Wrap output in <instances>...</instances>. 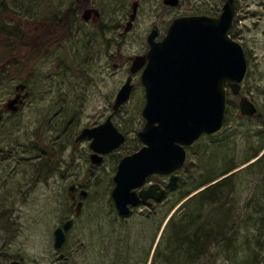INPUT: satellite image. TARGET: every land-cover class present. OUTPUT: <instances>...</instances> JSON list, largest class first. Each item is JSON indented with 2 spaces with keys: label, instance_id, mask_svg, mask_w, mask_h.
<instances>
[{
  "label": "rangeland",
  "instance_id": "1",
  "mask_svg": "<svg viewBox=\"0 0 264 264\" xmlns=\"http://www.w3.org/2000/svg\"><path fill=\"white\" fill-rule=\"evenodd\" d=\"M77 1L0 0L7 18L4 26L14 33L26 24L40 27L49 21L48 13L63 14L65 21L66 13L76 16ZM97 1L104 21L114 17L116 24H124L132 3L139 1L133 29L120 37L119 44L105 42L99 49L84 45L93 28L74 21L71 40L58 44L49 56L41 51L40 61L26 66L31 74L28 103L15 113H4L0 128V264H176L170 260L165 222L186 212L181 196L209 177L216 178L210 185L227 181L217 191L224 204L222 214L228 216L224 218L227 228L219 245L210 249L213 258L209 255L201 264H264V159L245 163L251 155L264 153V0L237 3L232 35L244 47L249 73L239 96L229 92L225 130L212 138L203 136L188 148V169L180 172L175 192L152 208H134L129 217L118 214L111 193L120 160L143 146L137 135L145 124L140 73L134 78L130 101L117 113L112 109L128 77L130 61L146 52L153 25L169 26L175 18L189 15L218 17L226 0H180L177 7L170 8L163 0ZM65 29L66 25L62 32ZM110 29L104 41H111ZM15 85L9 76L0 100ZM241 96L258 107L257 119L241 115ZM112 114L126 141L95 165L90 159V141L75 140L84 127L104 122ZM71 185L79 188L75 201L69 192ZM80 190L88 195L81 197ZM78 202L83 203L80 210ZM211 209L208 206L203 213ZM69 219L73 224L58 250L54 231Z\"/></svg>",
  "mask_w": 264,
  "mask_h": 264
},
{
  "label": "water",
  "instance_id": "2",
  "mask_svg": "<svg viewBox=\"0 0 264 264\" xmlns=\"http://www.w3.org/2000/svg\"><path fill=\"white\" fill-rule=\"evenodd\" d=\"M179 1L164 0V3L175 7ZM236 7L237 0H226L218 17L200 15L174 19L164 39L155 42L154 32L148 39L147 54L135 58L132 74L146 64L140 77L145 88L142 116L146 122L138 133L143 147L120 161L113 179L115 187L111 197L120 216H129L132 207L148 204L150 199L161 201L166 191L158 192L159 185L139 193L138 190L152 175H170L168 187H175L180 178L177 173L187 162L186 148L204 134L215 136L225 129L228 88L238 95L249 71L243 45L230 35ZM136 13L135 3L131 21ZM132 80L130 76L120 89L113 106L115 111L129 101L134 87ZM16 102L11 100L6 110L15 112ZM239 108L245 116H255L258 112L247 97L241 99ZM86 138L92 139L91 161L96 165L103 162L104 155L119 149L126 141L111 118L98 127L84 129L76 143ZM70 189L73 191V187ZM86 194L83 192V196ZM81 206L82 203L78 208ZM72 223L70 220L55 230L56 249L63 247L65 231ZM8 264L26 263L12 261Z\"/></svg>",
  "mask_w": 264,
  "mask_h": 264
},
{
  "label": "flooded vegetation",
  "instance_id": "3",
  "mask_svg": "<svg viewBox=\"0 0 264 264\" xmlns=\"http://www.w3.org/2000/svg\"><path fill=\"white\" fill-rule=\"evenodd\" d=\"M135 3L137 5V13H136L135 19L133 21H131V16L135 10ZM179 3H180V1H179ZM163 4L165 5V7H168V8L171 7V6L166 5L164 3V0H163ZM76 5L78 6V9L75 11V15H76L75 17H73L72 15L70 16V15H68V13H66V20L63 21L62 20L63 14L58 16L57 13H55L53 15L48 13L47 15H45V16H47L46 19H49V21L46 24L41 25L40 27H35V28H31L29 26V24L22 25L20 27V31L17 30V33H13V32L10 33L7 30V27L4 26V22L7 21V18H5V15H4V6L0 9L1 10L0 12L3 13L0 16V51H1V57H0V91H2L3 96H4V91L7 87V82H8L9 76H11L14 81H16V85L14 86V90L12 91V93L7 95L6 99H4V97H3L0 100V118H1L0 128L4 123V120H5L4 113L5 112L7 113L6 109L8 108L9 102L11 100H16L17 101L16 102L17 108L15 111H18L22 106H24L25 104L28 103L27 101L31 97V89H30V85H29V79L31 77V74H30V72L26 71L27 70L26 66H28L29 64H31V66H35L37 64V62L40 61L41 51L45 50V53H48V56H49V55L53 54L54 49L58 44H62L65 39L71 40L73 31H74V25H72V23L74 21L77 23L80 22L81 24L86 26L88 29L93 28L94 31H91L90 33L87 34L86 42L84 43V45L87 47H95V45H96L100 49L101 47H104L105 42H107V43L112 42V45H115V43L119 44L120 37H123L129 31H131L133 29L135 22H136L137 18L139 17V9H140L139 1H134L132 3L131 9H130L129 14H128L129 15L128 19H126L127 21H125V23H124L125 26L121 22H118L116 24L114 21L115 20L114 17H110L107 19L108 21H106V20L104 21V19H105L104 13L102 11L101 6L98 4L97 0H78ZM177 6H175V7H177ZM73 7H75V4L73 5ZM189 16H200V15H189ZM209 16H211V15H209ZM75 22H74V24H75ZM63 24H64V26H62ZM65 25H66V29L64 32H62L61 28L62 27L64 28ZM109 27L111 28L109 33H111L113 36L111 38V41H104V36L106 35L105 33L109 31ZM169 27H170V25L168 26L166 23L161 24L160 26L159 25H153V27H151V29H150V33L148 34V36L146 38V44H147L146 52L142 55H137L136 57L145 56L147 54L148 50L150 49L148 39H149V36L151 34H153L155 32L156 33L155 42H160L167 35ZM121 28H123V32H120ZM67 31L69 33L68 36H67ZM64 33H66V35H63ZM136 57H134L130 61L129 74H128V77H127L125 83L130 78V76H132L133 81H134L135 76L138 75L139 73H140V77H141V74L144 70V67L146 66V64H144V66L140 70H138L135 74H132L131 73V67H132V64H133ZM114 67H116V65ZM134 87H135V85H134ZM134 87H133L132 93L134 91ZM119 91H118V93H119ZM118 93H117V95H118ZM117 95H116V97H117ZM131 96H132V94H131ZM236 96H239V94ZM116 97H115V100H116ZM242 97H247V96H241V98ZM247 98H249V97H247ZM240 101H239V103H240ZM250 101L252 102V100H250ZM114 103H115V101H114ZM114 103L112 105V109H113L114 113H117L123 106L119 110L115 111L114 107H113ZM257 109H258V107H257ZM258 116H259V109H258V114H256L255 116L246 115L243 117H247L249 119H257ZM109 118H111V120L113 122V118H114L113 114L109 115L106 118V120H108ZM106 120H104V122ZM104 122L94 124L90 127H84L81 130V132L86 128L93 129L95 127H98L101 124H103ZM113 124H114V122H113ZM80 133H79L78 137L80 136ZM207 138H209V136H207ZM84 140H89L91 142V140L88 138L84 139ZM255 154H257L256 157L252 158L251 157L252 155H251L249 157L250 160H248V162H245V163L248 165H252L256 162H259L262 159V157L264 159V153L261 157H260L259 153H255ZM252 161H254V163H252ZM179 176H180V174H179ZM170 178H171V176L152 175L148 178L146 185L142 189H140L138 192L142 191L143 189L148 190L153 185H159L160 189L158 190V192H160L161 190L166 191L165 195H164V199H165L170 192H173V191L175 192V190L177 188H179L178 184L181 180V179L178 180L175 187L169 188L168 184H169ZM70 187H73V191L70 189L69 192L71 194L72 200L75 201V200H77V192H78L79 188L76 185H71ZM83 192H85L87 194L85 196H83ZM79 195L86 197L88 195V192L85 190H80ZM162 201H164V200H162ZM80 203H82V202H78L77 207ZM157 203H159V202H155L154 200L150 199V200H148V204H146V206H144V207L152 208ZM140 207H142V206H140ZM132 212H133V210H132ZM132 212H131V214H132ZM70 220L71 219L67 220L62 225V227Z\"/></svg>",
  "mask_w": 264,
  "mask_h": 264
},
{
  "label": "trees",
  "instance_id": "4",
  "mask_svg": "<svg viewBox=\"0 0 264 264\" xmlns=\"http://www.w3.org/2000/svg\"><path fill=\"white\" fill-rule=\"evenodd\" d=\"M3 6L4 4H0V9ZM8 28L11 27H7V30ZM9 32L12 33L11 31ZM256 156L257 154H254L251 157ZM187 169L188 166L183 169L182 174ZM215 179V177H209L207 180L200 182L190 191L184 193L181 196V200L202 187L210 185ZM226 183L227 181L224 180L206 187L184 204L186 212L180 218L178 216L171 218L166 228L170 257L172 256L170 258L171 262L176 264H182L183 262L185 264L188 261L194 264H201L203 260L211 258L207 256L210 255L213 258L210 249L219 245L221 234H224L227 228L226 223L224 224V218L227 219L228 216L224 217L222 214L224 204L220 199V193L217 192ZM208 206L212 208L211 212L203 213ZM224 242L226 243V241Z\"/></svg>",
  "mask_w": 264,
  "mask_h": 264
},
{
  "label": "bare ground",
  "instance_id": "5",
  "mask_svg": "<svg viewBox=\"0 0 264 264\" xmlns=\"http://www.w3.org/2000/svg\"><path fill=\"white\" fill-rule=\"evenodd\" d=\"M5 117V116H4ZM81 197H83V196H81Z\"/></svg>",
  "mask_w": 264,
  "mask_h": 264
}]
</instances>
